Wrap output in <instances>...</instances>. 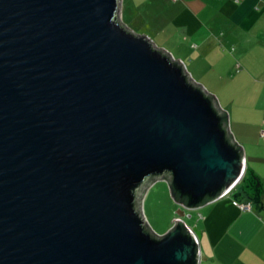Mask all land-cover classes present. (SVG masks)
Listing matches in <instances>:
<instances>
[{"label":"water","instance_id":"1","mask_svg":"<svg viewBox=\"0 0 264 264\" xmlns=\"http://www.w3.org/2000/svg\"><path fill=\"white\" fill-rule=\"evenodd\" d=\"M118 0H0V264H197L188 212L243 154L215 95ZM179 204L156 232L155 178Z\"/></svg>","mask_w":264,"mask_h":264},{"label":"crops","instance_id":"2","mask_svg":"<svg viewBox=\"0 0 264 264\" xmlns=\"http://www.w3.org/2000/svg\"><path fill=\"white\" fill-rule=\"evenodd\" d=\"M171 6L165 21L179 32L171 37L175 51L167 48L191 65L190 72L204 60L205 77L198 73L196 78L226 110L228 130L242 150V174L257 183L249 192L242 178L192 208L193 215L188 211L194 219L185 221L199 228L197 245L204 255L197 264H264V139L259 135L264 127V0H174ZM208 53L213 59L206 62ZM232 199L247 201L248 207L239 208Z\"/></svg>","mask_w":264,"mask_h":264},{"label":"rangeland","instance_id":"3","mask_svg":"<svg viewBox=\"0 0 264 264\" xmlns=\"http://www.w3.org/2000/svg\"><path fill=\"white\" fill-rule=\"evenodd\" d=\"M172 1L174 0H118L117 17L134 31L148 35L155 44L162 45L168 51L169 49L175 51L174 45L171 44V37L174 38L179 29L166 22L169 20L172 11ZM214 56H216V52ZM211 57H213L212 53H208L204 59L208 62L209 59H213ZM180 60L194 80L199 81L196 78L198 73L205 77L206 71L202 69L203 59L194 64L198 70L192 69L191 72L188 69L189 66L191 68V65L183 59ZM205 88L209 89L207 86ZM240 180L241 177L234 183V186L235 184L238 185ZM178 206L179 204L171 197L163 178L155 177L142 192L141 210L144 218L156 232L160 231L166 222H169ZM184 210L187 212L191 210L193 215L192 208H184ZM193 219L194 217L192 219L191 217L185 218L186 221H193ZM164 228L166 229L167 225Z\"/></svg>","mask_w":264,"mask_h":264},{"label":"trees","instance_id":"4","mask_svg":"<svg viewBox=\"0 0 264 264\" xmlns=\"http://www.w3.org/2000/svg\"><path fill=\"white\" fill-rule=\"evenodd\" d=\"M244 174L241 175V179L244 178V187L247 188L249 192H254L257 189V183H256V179L253 178V176L250 177H244Z\"/></svg>","mask_w":264,"mask_h":264},{"label":"built area","instance_id":"5","mask_svg":"<svg viewBox=\"0 0 264 264\" xmlns=\"http://www.w3.org/2000/svg\"><path fill=\"white\" fill-rule=\"evenodd\" d=\"M259 135L262 139H264V127L259 130ZM233 203H235L239 208H246L248 207L247 201H236L234 199L231 200Z\"/></svg>","mask_w":264,"mask_h":264}]
</instances>
